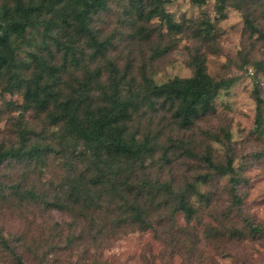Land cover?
Listing matches in <instances>:
<instances>
[{
	"label": "rangeland",
	"instance_id": "1",
	"mask_svg": "<svg viewBox=\"0 0 264 264\" xmlns=\"http://www.w3.org/2000/svg\"><path fill=\"white\" fill-rule=\"evenodd\" d=\"M107 5L93 17L92 28L111 42L107 56L120 73L126 72L125 81L134 80V84L143 75L155 84L190 76L189 50L199 46L190 30L203 18L214 24L218 49L206 53V67L214 79L228 85L214 97L212 109L182 128L165 108L144 104L128 123L129 131L139 140L148 138L152 147L145 172L137 173L133 181L167 182L175 189L194 183L203 195L190 196L196 213L187 220L181 212L168 217L170 207L152 209V229L106 236L104 209L83 217L40 201H20L5 191L0 196V230L27 264H264V4L252 0L242 10L228 6L221 17L213 0L202 5L172 0L165 9L174 20L183 22L185 29L180 34L167 33L158 18L130 22L125 0H108ZM244 14L261 33L246 26ZM52 37L64 42L60 31L54 27L45 31L39 25L22 44L19 57L24 58L29 50L47 55L40 47L48 42L60 63ZM100 59L90 63V68L105 70ZM82 75L80 67L68 64L63 78L76 86ZM70 84L63 85L64 91ZM255 84L263 100V123L258 129L252 94ZM22 103L20 92L7 91L0 84V145L16 144L19 130L46 131L47 136L54 130L45 113L23 110L18 106ZM52 142L55 149L60 148ZM206 155L221 164L230 158L235 181L229 174L214 173ZM69 158L68 153H56L45 156L40 164L11 162L2 166L0 177L19 184L21 192L45 191L48 200H53L55 187L67 176ZM77 164L76 172L85 170L86 164ZM91 215L95 222L89 226ZM249 224L259 230L253 232ZM0 264H11L1 248Z\"/></svg>",
	"mask_w": 264,
	"mask_h": 264
},
{
	"label": "trees",
	"instance_id": "2",
	"mask_svg": "<svg viewBox=\"0 0 264 264\" xmlns=\"http://www.w3.org/2000/svg\"><path fill=\"white\" fill-rule=\"evenodd\" d=\"M170 1L125 0V9L132 23L158 18L167 33H183V22L174 20L165 9V4ZM190 1L202 5L208 0ZM213 1L221 17L228 6L242 10L252 2ZM254 1L264 4V0ZM107 3L108 0L0 2V84L7 91L20 92L23 103L18 106L45 113L49 125L54 128L49 136L46 131L34 134L31 130H19L16 144L0 145V169L11 162L40 164L45 156L56 153L70 154L71 161L68 172L65 170L67 176L55 187L57 195L53 200H48L45 191L23 189L21 192L19 184L7 183L1 177L0 196L9 191L20 201H40L59 210H74L83 217L104 209L105 212H101L105 215L102 229H108L106 236L152 229V209L170 207L171 213L167 215L170 218L177 212L183 213L187 220L194 217L196 208L190 202V196L203 197L194 183L175 189L167 182L153 185L148 179L133 181L138 179L137 173L145 172L144 164L152 158V147L148 138L139 140L130 132L128 123L141 105L153 107L157 104L168 110L180 127L188 128L212 109L214 97L228 85L225 80L214 79L207 71L206 53L218 49L215 27L208 18L201 19L190 30L192 39L199 43L189 50L190 76H176L162 84H155L145 75L136 84L134 80L125 81L126 72L120 73L107 56L111 42L101 39L92 28L93 17L105 10ZM244 21L250 30L261 33L247 14H244ZM39 25L45 31L54 27L64 38L62 43L51 38L60 53V63L48 42H43L40 47L47 55L29 50L24 58L19 57L22 44L29 41L30 32L38 30ZM138 28L143 30L144 26ZM143 33L144 37L148 36L146 29ZM100 58L106 69L99 66L91 69L90 63H97ZM68 64L83 70L82 77L75 81L76 86L63 78ZM65 83L70 84L67 91L63 88ZM257 87L255 84L252 94L258 129L263 123V100ZM53 140L60 148L55 149ZM205 159L214 173L229 174L230 180L235 181L230 158L225 164L212 162L208 155ZM77 163L86 164L85 170L76 172ZM94 222L91 215L88 225L92 226ZM249 226L253 232L259 230L255 225ZM0 248L11 264H27L1 230Z\"/></svg>",
	"mask_w": 264,
	"mask_h": 264
}]
</instances>
